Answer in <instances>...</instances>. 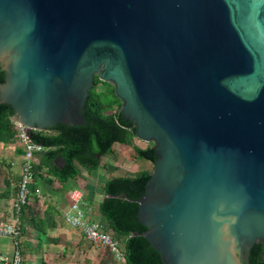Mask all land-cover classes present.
Masks as SVG:
<instances>
[{
	"label": "water",
	"instance_id": "1",
	"mask_svg": "<svg viewBox=\"0 0 264 264\" xmlns=\"http://www.w3.org/2000/svg\"><path fill=\"white\" fill-rule=\"evenodd\" d=\"M0 67V103L34 131L83 126L94 79L113 86L154 144L131 236L162 264L264 242V0H0Z\"/></svg>",
	"mask_w": 264,
	"mask_h": 264
},
{
	"label": "crops",
	"instance_id": "2",
	"mask_svg": "<svg viewBox=\"0 0 264 264\" xmlns=\"http://www.w3.org/2000/svg\"><path fill=\"white\" fill-rule=\"evenodd\" d=\"M132 145L147 148L135 141ZM51 150L54 148H44L34 156L33 191L20 215L21 264H127L116 261L106 248L85 239L64 221L63 214L70 205L69 192L79 189L87 200L89 219L106 224L100 213L106 182L134 177L141 172L150 174L153 164L137 160L130 145L114 143L112 153L100 157L96 169L88 170L75 164L77 175L64 179L57 174L64 166L62 158L56 157L48 164L43 162L45 154ZM23 152L17 134L11 140L0 142V221L11 218L12 202L22 173ZM127 160L134 163L128 164ZM12 248L10 239L0 238V255L9 258Z\"/></svg>",
	"mask_w": 264,
	"mask_h": 264
},
{
	"label": "trees",
	"instance_id": "3",
	"mask_svg": "<svg viewBox=\"0 0 264 264\" xmlns=\"http://www.w3.org/2000/svg\"><path fill=\"white\" fill-rule=\"evenodd\" d=\"M5 81V71L0 67V85ZM118 98L112 94L107 101L113 104ZM13 110L10 105L0 103V142L11 140L16 130L10 118ZM83 126L58 124L47 131H28L29 139L48 151L43 162L48 164L56 157L64 161L63 168L57 172L60 178H72L77 175L75 164L88 170L96 169L100 157L110 155L114 143L130 145L134 137V125L121 119L119 110L105 114L95 103L93 91L89 92L83 109ZM50 132V133H49ZM135 158L154 163V149L134 148ZM42 162V164H43ZM35 170V168H34ZM150 178L149 173H137L134 177L113 178L104 185V194L100 203V213L112 236L122 241L127 264H162L159 254L150 247L141 234L146 228L138 221V205L130 201L140 198ZM122 195L123 197H118ZM127 198L128 200H126ZM242 264H264V242L255 243L250 249L247 261Z\"/></svg>",
	"mask_w": 264,
	"mask_h": 264
},
{
	"label": "built area",
	"instance_id": "4",
	"mask_svg": "<svg viewBox=\"0 0 264 264\" xmlns=\"http://www.w3.org/2000/svg\"><path fill=\"white\" fill-rule=\"evenodd\" d=\"M18 139L24 147L22 173L17 186V191L12 202L11 218L9 221H0V238L10 239L12 254L5 257L0 255L2 264H21V226L20 215L22 209L28 204L34 185V156L44 150L39 144L33 143L28 137V128L21 124H13ZM70 205L63 214L64 221L72 228L78 230L82 236L95 246L106 248L116 261L125 262L124 245L115 239L107 226L103 223L92 221L87 214V200L79 189L69 192Z\"/></svg>",
	"mask_w": 264,
	"mask_h": 264
},
{
	"label": "rangeland",
	"instance_id": "5",
	"mask_svg": "<svg viewBox=\"0 0 264 264\" xmlns=\"http://www.w3.org/2000/svg\"><path fill=\"white\" fill-rule=\"evenodd\" d=\"M90 91H93L95 103H97L101 107V109L103 110V112L105 114H112L114 112H117L120 109L121 101L119 99L116 100L113 104H109L107 102L110 99H112V94L114 93L113 92L114 91L113 86L110 83L102 82L98 78H95L93 86L91 87ZM134 141L142 148L154 146V144L152 142H143V141L138 140L134 136L130 139V147H132V149H133V150H131V152L132 151L134 152V148H137V146L132 145V143H134ZM125 154L128 157V155H127L128 153L126 151H125ZM127 163L132 164V163H134V161L127 160ZM152 170H153V165H152L151 171Z\"/></svg>",
	"mask_w": 264,
	"mask_h": 264
},
{
	"label": "flooded vegetation",
	"instance_id": "6",
	"mask_svg": "<svg viewBox=\"0 0 264 264\" xmlns=\"http://www.w3.org/2000/svg\"><path fill=\"white\" fill-rule=\"evenodd\" d=\"M245 260H243L242 262H244Z\"/></svg>",
	"mask_w": 264,
	"mask_h": 264
}]
</instances>
